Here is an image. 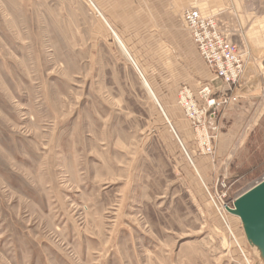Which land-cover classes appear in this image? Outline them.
I'll list each match as a JSON object with an SVG mask.
<instances>
[{
	"label": "rangeland",
	"instance_id": "rangeland-1",
	"mask_svg": "<svg viewBox=\"0 0 264 264\" xmlns=\"http://www.w3.org/2000/svg\"><path fill=\"white\" fill-rule=\"evenodd\" d=\"M168 10L213 18L247 89ZM262 180L264 0H0V264H259L226 208Z\"/></svg>",
	"mask_w": 264,
	"mask_h": 264
},
{
	"label": "built area",
	"instance_id": "built-area-1",
	"mask_svg": "<svg viewBox=\"0 0 264 264\" xmlns=\"http://www.w3.org/2000/svg\"><path fill=\"white\" fill-rule=\"evenodd\" d=\"M183 18L190 37L209 70L227 84H238L244 74V62L239 47L224 37L213 18L204 16L200 11L188 10ZM202 93L210 96L211 92L205 88ZM228 102L227 98L218 101L210 96L208 109L200 114L207 118L210 114H216L222 103ZM186 105L189 111L193 110L195 115H199L198 110L194 111L192 103L187 101Z\"/></svg>",
	"mask_w": 264,
	"mask_h": 264
},
{
	"label": "water",
	"instance_id": "water-1",
	"mask_svg": "<svg viewBox=\"0 0 264 264\" xmlns=\"http://www.w3.org/2000/svg\"><path fill=\"white\" fill-rule=\"evenodd\" d=\"M228 212L239 219L247 244L264 264V180L236 198Z\"/></svg>",
	"mask_w": 264,
	"mask_h": 264
},
{
	"label": "crops",
	"instance_id": "crops-1",
	"mask_svg": "<svg viewBox=\"0 0 264 264\" xmlns=\"http://www.w3.org/2000/svg\"><path fill=\"white\" fill-rule=\"evenodd\" d=\"M160 1H162V2H164V3H168V0H160ZM162 11V10H161ZM163 13V16H162V18H161V20H164V21H162L161 23H163V24H165L166 26H162L160 29H161V31L162 32H164V34L165 35H168V36H170V34H173V35H175V34H177L178 36H177V40L178 41H180L181 40V43H179V45H178V49H180L182 52H183V59H184V61H190V57H194V58H197V60H199V61H203V63H204V65L206 66V64H205V62H204V60L202 59V57L200 56V54H199V52H198V50H197V48H196V46L194 45V43H193V41H192V39H191V37H190V34H189V32H187L186 31V29H187V26H186V24H185V21H184V18L181 16V27L177 30V28L176 27H174V26H172L171 24H170V19H172V17L170 18V11L168 10L167 12H162ZM157 33H161L159 30H158V32ZM162 34V33H161ZM168 39H170V37H168ZM169 41V40H168ZM192 45V46H191ZM167 46V45H166ZM170 46V45H169ZM193 47V48H192ZM191 49H194V51L195 52H193V51H191ZM188 67V66H187ZM207 67V66H206ZM207 69H209L208 67H207ZM210 71V70H209ZM211 72V71H210ZM212 73V72H211ZM250 74V73H249ZM248 73H246L245 75H244V77L242 78L243 79V86H244V88L245 89H247V79L249 78V75ZM187 76H189V74L187 75ZM199 77V76H198ZM215 79L213 80L214 82H215V84L214 85H211L213 88H214V86H216L218 89L217 90H219V92H220V94L221 95H226L227 94V92H228V90L230 89V88H228L227 86H226V84H224L223 83V81H221L220 79H218L216 76L214 77ZM224 84H222V83ZM213 84V83H212ZM223 85V87H220V86H222ZM216 90V89H215ZM218 92V93H219ZM215 93H217V92H215ZM243 95H245V94H243ZM245 97V96H244ZM247 97V96H246ZM233 114H234V116H236V117H234L233 118V116H232V112H230V113H225L224 115H223V118H226L227 120H226V122H228V123H233V121H235V122H237L238 121V123H240L241 121H243V119H238L240 116L241 117H243V116H247V114L246 113H244L243 112V110H240V111H238V110H234V112H233ZM215 122V119L213 118V117H211L210 116V123H214ZM233 128V127H232Z\"/></svg>",
	"mask_w": 264,
	"mask_h": 264
},
{
	"label": "bare ground",
	"instance_id": "bare-ground-1",
	"mask_svg": "<svg viewBox=\"0 0 264 264\" xmlns=\"http://www.w3.org/2000/svg\"><path fill=\"white\" fill-rule=\"evenodd\" d=\"M115 36H116V40L118 41V43H119L120 47L122 48V50L127 54V56L130 57L129 52H128V50L126 49V47H125L124 43L122 42V40L120 39V37H119L117 34H115ZM136 65H137V64H136ZM141 75H142V74H141ZM142 77L144 78L143 75H142ZM144 80H145V78H144ZM144 84H145L146 88L149 90V92H150V94L152 95V97H153V98L157 101V103L159 104V101L157 100V97H156V95L154 94V92H153L151 86L149 85V83L145 80V81H144Z\"/></svg>",
	"mask_w": 264,
	"mask_h": 264
}]
</instances>
